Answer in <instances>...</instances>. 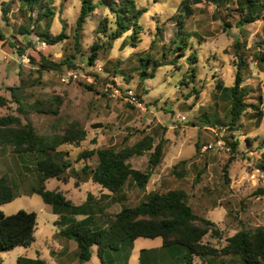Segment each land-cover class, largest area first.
Here are the masks:
<instances>
[{"label": "rangeland", "instance_id": "1", "mask_svg": "<svg viewBox=\"0 0 264 264\" xmlns=\"http://www.w3.org/2000/svg\"><path fill=\"white\" fill-rule=\"evenodd\" d=\"M42 1L47 3L43 11L48 18L37 22L35 12H30L20 0H0V96L10 99L7 88L21 85L33 97L59 95L64 98L61 118L78 121L87 135L80 144H65L49 156L58 162H69L72 169L79 170L84 164L90 168L97 164L95 155L86 161L78 160L83 151L121 148L145 135L153 136L155 143L164 141L161 163L153 171L145 191L139 192L130 183L124 187V199L120 202H111L112 195L87 177L77 179L68 175L70 171L65 173V178L46 181L45 188L61 192L74 205L81 204L91 194L103 209L93 219L94 226L101 228L110 224L122 206L137 204L148 193L167 189L187 191L189 205L200 216L216 207L219 209L208 212L209 218L215 220L219 211L226 212L222 217L221 238L209 235L204 238V242L214 246L221 247L225 237L242 227L253 229L264 225V196L257 194V189L264 187L261 169L257 166L264 162V68L247 60L241 87L252 90L246 99L251 108L241 116L237 131L230 130L228 125L210 126L203 122L208 116L210 119L217 117L225 125L228 123L226 101L214 97L221 93L216 86L221 83L222 87H228L234 82L235 40L251 54L262 50L264 20L238 27L236 16L224 8L216 9L214 4L202 0H188L190 13L182 18L181 33L192 46L188 44L189 49L173 62V53L162 47L177 36V15L184 11L180 6L183 0H131L134 8L144 13L136 26H131L114 41L107 40L98 28L100 21L107 18V33L114 29V13L107 3L101 5L100 0L95 1L97 8L75 38L82 0ZM43 31L66 36L54 46L43 47L39 38ZM135 31L138 41L133 46ZM94 42L104 43L94 62L103 67L98 74L94 65L86 63ZM19 49L24 51L20 53ZM192 52H197L198 57L197 63L191 65L196 72L194 83L187 78L190 65L186 57ZM23 53H26L27 62L22 61ZM40 55L54 62L72 61L73 66L63 65L62 71L44 70L40 74L31 64L38 62ZM150 56L164 64L156 69L153 78L142 80L140 69L150 73L154 68L153 63L148 62ZM141 60H146L145 65ZM72 71L78 74L77 79L67 78ZM89 85L93 91L86 88ZM128 90L133 91L144 109L126 101ZM8 114H16L15 104L0 107V116ZM31 119L41 134L47 133L54 122L50 116L32 115ZM232 143H237L234 151ZM206 145L211 148L202 152ZM38 155L14 154L10 146L0 147V177L6 175L14 191V198L0 205V212L12 215L25 210L37 215L31 245L0 252V264H18V261L37 264V260L45 264H82L76 243L60 234L65 227L62 221L67 219L62 220L50 205L31 192L38 180L35 172ZM180 160H188V173L183 179H176L170 171ZM148 161L149 153H146L131 158L129 163L133 169L146 171ZM106 193L109 196L103 198ZM84 218L75 215L70 222ZM157 243L160 239H138L118 251H107L102 259L94 247L88 264H140L142 254ZM228 258V264H241L236 257Z\"/></svg>", "mask_w": 264, "mask_h": 264}, {"label": "trees", "instance_id": "2", "mask_svg": "<svg viewBox=\"0 0 264 264\" xmlns=\"http://www.w3.org/2000/svg\"><path fill=\"white\" fill-rule=\"evenodd\" d=\"M30 12H35L37 22L42 19L47 20L43 7L47 5L42 0H20ZM96 0H82L79 15L76 19V37L82 30L84 23L97 8ZM215 5L216 9L224 8L236 16V25L241 27L245 24H252L258 20H264V0H202ZM188 0H183L180 6L184 9L183 13L177 15L178 26L177 36L162 50L172 52L173 62L179 60L184 55L185 50L189 49L191 42L184 38L181 33L183 19L190 13L187 4ZM103 5L107 3L114 13V29L107 33V18L100 21L99 29L103 36L109 41H114L126 34L131 26L137 25L138 18L144 10H137L131 0H100ZM229 26V25H227ZM135 31L132 35V45L138 41ZM40 40L47 46H54L62 42L65 38L64 33L51 35L48 31L39 33ZM153 40V44L155 43ZM179 42L176 47V43ZM189 44V45H188ZM78 45V43H76ZM104 43L94 42L90 47V54L86 57V63L92 66L98 58L99 51ZM189 47H188V46ZM236 48V68L234 82L228 87L217 85L220 94L214 95L217 99L226 101V115L229 118L225 123L216 118L210 119L205 116L206 124L210 126H229L232 131H237L241 126L239 121L241 116L251 108L246 102L251 88L241 87L244 80L243 70L247 69L248 61L264 68V47L262 50L251 54L246 52L243 45L235 40ZM243 48V49H242ZM24 50L19 49L22 53ZM73 55V59H74ZM250 57V58H249ZM197 52H192L186 60L190 65L188 80L195 82L196 72L191 65L197 63ZM160 60V59H159ZM159 60H152L150 56L148 62L153 63V70L138 72L142 75V80L153 78L156 69L163 65ZM146 60H141L145 65ZM36 66L37 73L44 70L62 71V66L68 68L73 66L72 61L54 62L48 57L40 55L38 62H32ZM183 82V81H182ZM186 83V82H185ZM93 91L92 86H86ZM195 89V87L193 88ZM10 99L0 96V107L8 104H15L16 114L0 116V147L10 146L14 154H39L35 162V172L37 174V185L31 192L38 195L45 204L52 207L54 214L62 217L61 225H65L60 230L61 236L73 240L78 248V258L80 263L88 264L91 259L92 249L96 248L97 256H102L107 251H118L126 244L132 243L137 239H157L162 242V248L173 250L176 248L184 251L179 262L181 264H193L194 258L204 261L207 258L216 257H236L241 264H263L264 262V225L253 229L240 228L235 234L225 237V243L221 247L204 242L206 236L211 238H221V231L211 220L198 215L188 203L187 192L182 189H167L161 192L148 193L144 199L137 204L124 205L111 219L107 227L94 226L96 215L103 212L100 202L88 194L85 201L79 205L72 204L65 196L55 190H47L45 182L49 179L60 180L68 175L82 178L87 177L92 183L97 184L102 190L112 195L111 202H120L124 199L122 195L124 187L133 184L139 192L145 191L153 171L160 165L164 154V141L155 143L151 135H145L131 145L121 148H103L97 151H83L78 155V160L86 161L92 156H96L97 164L90 168L84 164L79 170L72 169L71 163L55 161L49 153H57L56 149L65 144H80L86 138V130L76 120L66 121L61 118V106L64 98L59 95H52L47 98L33 97L28 94L21 85L8 87ZM32 115L50 116L54 122L50 124L47 133H39L31 119ZM232 151L236 149L237 143H232ZM198 148V147H197ZM149 153L148 168L146 171L133 169L129 160L133 157H140ZM188 160H180L171 168L170 174L176 179H183L187 176ZM258 168L264 170V162H260ZM71 169V170H70ZM200 173L197 175V180ZM85 179V178H83ZM103 195V198L109 194ZM257 194L264 196V187L257 189ZM14 198V191L10 179L4 175L0 177V205L9 203ZM111 198V197H110ZM110 203V202H109ZM66 215V216H65ZM83 215L81 221H72V216ZM101 218V217H99ZM37 226V215L35 212L19 210L12 215H5L0 212V252H8L16 247H28L34 241V232ZM37 264H45L37 260ZM104 263V262H102ZM18 264L20 262L18 261ZM140 264H143L142 258Z\"/></svg>", "mask_w": 264, "mask_h": 264}, {"label": "crops", "instance_id": "3", "mask_svg": "<svg viewBox=\"0 0 264 264\" xmlns=\"http://www.w3.org/2000/svg\"><path fill=\"white\" fill-rule=\"evenodd\" d=\"M195 182H197V181H195ZM187 196L189 199L190 195L188 192H187ZM218 209H219V207H216V208L209 210V211L212 212L213 210H218ZM203 211H205V210H203ZM209 211L208 210L205 211L203 217L211 220L212 222H214L217 225V227L219 229H222V226H224L222 217L226 216V212L223 213V211H219V213H218L219 216L214 220L213 218H209L207 216ZM141 239H143V238H141ZM157 239H159V238H157ZM183 254H184V251H182L179 248H176L173 250L163 249L162 248V242L160 240V243H157L153 246H150L149 248H147L145 253L142 254L143 264H178V263L181 264V262H179V260H177V262H176V259H180L181 256H183ZM229 260L230 259L228 258V256L227 257H221V258L216 257V258H210V259L207 258L202 263L199 259L194 258L193 264H228Z\"/></svg>", "mask_w": 264, "mask_h": 264}, {"label": "built area", "instance_id": "4", "mask_svg": "<svg viewBox=\"0 0 264 264\" xmlns=\"http://www.w3.org/2000/svg\"><path fill=\"white\" fill-rule=\"evenodd\" d=\"M41 45L43 46V47H45L46 46V44L45 43H41ZM21 58H22V61L23 62H27L28 61V58H27V56H26V53H23L22 55H21ZM94 65V70H95V72L98 74V73H100L101 71H102V66L100 65V64H97V63H95V64H93ZM80 76V75H79ZM67 78L68 79H77L78 78V74L76 73V72H71V73H69L68 74V76H67ZM90 81V80H89ZM127 96H126V101L129 103V104H131L132 106H134V107H136V108H138V109H144V106H143V104H142V102H140L139 100H138V98L137 97H135L134 95H133V91L132 90H128L127 91ZM208 148H211V145H206V146H203L202 147V149H201V151L202 152H205ZM260 177H261V179H262V182L264 183V170H260Z\"/></svg>", "mask_w": 264, "mask_h": 264}]
</instances>
